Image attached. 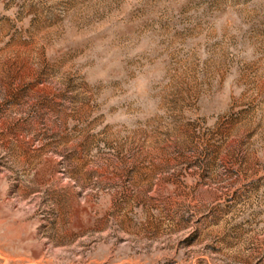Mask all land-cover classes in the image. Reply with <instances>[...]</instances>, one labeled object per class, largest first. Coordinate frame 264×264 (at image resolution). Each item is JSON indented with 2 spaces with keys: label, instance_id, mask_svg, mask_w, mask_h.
Segmentation results:
<instances>
[{
  "label": "rangeland",
  "instance_id": "rangeland-1",
  "mask_svg": "<svg viewBox=\"0 0 264 264\" xmlns=\"http://www.w3.org/2000/svg\"><path fill=\"white\" fill-rule=\"evenodd\" d=\"M0 264H264V0H0Z\"/></svg>",
  "mask_w": 264,
  "mask_h": 264
}]
</instances>
